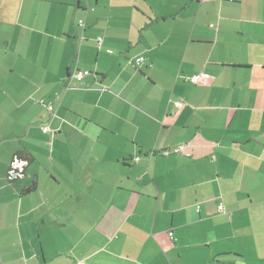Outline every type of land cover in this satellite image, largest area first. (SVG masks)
Segmentation results:
<instances>
[{
	"label": "crops",
	"instance_id": "1",
	"mask_svg": "<svg viewBox=\"0 0 264 264\" xmlns=\"http://www.w3.org/2000/svg\"><path fill=\"white\" fill-rule=\"evenodd\" d=\"M0 264H264V0H0Z\"/></svg>",
	"mask_w": 264,
	"mask_h": 264
},
{
	"label": "trees",
	"instance_id": "2",
	"mask_svg": "<svg viewBox=\"0 0 264 264\" xmlns=\"http://www.w3.org/2000/svg\"><path fill=\"white\" fill-rule=\"evenodd\" d=\"M230 1H231V0H230ZM232 1H235V0H232ZM80 22H81V23H80ZM78 25H79V26H84V21H83L82 19H80V20L78 21ZM97 37H101V36H97ZM97 37H96L97 48H100V47H101V44H102V41H101V43L99 44V43H98V39H97ZM101 39H102V37H101ZM78 45H79V43H78ZM78 45H77V49L79 48ZM138 58H139V62H137V59H138ZM76 59H77V55L75 54V55L72 57V59H71L72 65H70V67H68L67 70H66L67 74H66L65 79H64L63 82H62V85H61V91L55 93V98H56V99H57V98L60 99V97L63 95V92H64V91H66V90L72 88L73 86L75 87V84H78V83L82 82V80H83L87 75H89V74L92 73V71H90V70H88V69H80V68H78V66L76 65ZM140 59H141V60H140ZM145 61H146L145 56H143V55H139V56H136V57L134 58V60H133V64H134V66H135L136 68H139V66L143 65V64L145 63ZM78 72H86V73H84V75H83L81 78H78V76H77V75H78ZM200 73H205V72H200ZM200 73H197V74H200ZM193 75H196V74H193ZM193 75H191V76H184L183 79H184L185 81H189V82H191V81H190V78H191ZM204 78H206V77H204ZM73 80H74V83L72 82ZM200 80H201V79H200ZM200 80H199V81H200ZM191 83H193V82H191ZM196 83H197V82H196ZM196 83H193V84H196ZM176 101H177V100H176ZM178 101H181V102H182V105H181V106L184 105V102H183L182 100L179 99ZM40 103L44 106V108H45L46 110H48L49 116H51V115L54 114L55 107H54V105H52V104H53L52 101L45 102L44 100H40ZM46 124H48V123H46ZM43 125H44V124H43ZM43 125L40 126V128H41V130H42L43 132H48V131H50V130H48V131H44V130H43ZM48 125H49V124H48ZM49 128H50V127H49ZM17 155L20 156V157H22V158H24V159H26V160H28V161L32 159V158H31V155H30L28 152H25V151L17 152ZM149 155H150V154H149Z\"/></svg>",
	"mask_w": 264,
	"mask_h": 264
},
{
	"label": "built area",
	"instance_id": "3",
	"mask_svg": "<svg viewBox=\"0 0 264 264\" xmlns=\"http://www.w3.org/2000/svg\"><path fill=\"white\" fill-rule=\"evenodd\" d=\"M80 23H81V22H80ZM97 39H98V43L100 44L101 41H102L101 37H97ZM140 60H141V59H140ZM137 62H139V58L137 59ZM84 73H86V72H78V75H77L78 78H81V77L84 75ZM204 77H207V74H206V73L196 74V75H193V76L190 78V81L193 82V83H196V82H198L200 79H202V78H204ZM175 105H176L177 107H181L182 102L177 100V101H175ZM43 130H44V131H48V130H50L49 125H48V124H44V125H43ZM182 147H183V145L175 146V147H173V148H168V147H167V148H164V149H162L161 151H159V154H160V155H163V156H167V155H170V154H172V153H179V152L182 151ZM150 155H152L151 152H150ZM135 159L137 160L138 158H135ZM20 163H22L21 160H17V159H15V160L12 162V166H13V167H15V166L17 167V165L20 164ZM11 173H13V170H12V169H11ZM218 209H219L220 212H225L222 204H220V205L218 206ZM168 235H169L170 237H172V235H173L172 231H169V232H168Z\"/></svg>",
	"mask_w": 264,
	"mask_h": 264
},
{
	"label": "rangeland",
	"instance_id": "4",
	"mask_svg": "<svg viewBox=\"0 0 264 264\" xmlns=\"http://www.w3.org/2000/svg\"><path fill=\"white\" fill-rule=\"evenodd\" d=\"M176 146V145H175ZM175 146H171V147H168V148H173V147H175ZM177 146H180V145H177ZM183 148L184 147H182V150H183ZM172 154H175V153H172ZM16 167V166H15ZM12 168H13V166H12Z\"/></svg>",
	"mask_w": 264,
	"mask_h": 264
}]
</instances>
